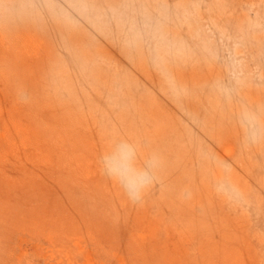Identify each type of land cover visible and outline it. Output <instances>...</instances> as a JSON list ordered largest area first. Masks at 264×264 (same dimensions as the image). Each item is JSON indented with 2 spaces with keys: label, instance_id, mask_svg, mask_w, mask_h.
<instances>
[{
  "label": "rangeland",
  "instance_id": "rangeland-1",
  "mask_svg": "<svg viewBox=\"0 0 264 264\" xmlns=\"http://www.w3.org/2000/svg\"><path fill=\"white\" fill-rule=\"evenodd\" d=\"M0 264H264V0H0Z\"/></svg>",
  "mask_w": 264,
  "mask_h": 264
},
{
  "label": "bare ground",
  "instance_id": "bare-ground-1",
  "mask_svg": "<svg viewBox=\"0 0 264 264\" xmlns=\"http://www.w3.org/2000/svg\"><path fill=\"white\" fill-rule=\"evenodd\" d=\"M220 107V106H219Z\"/></svg>",
  "mask_w": 264,
  "mask_h": 264
}]
</instances>
